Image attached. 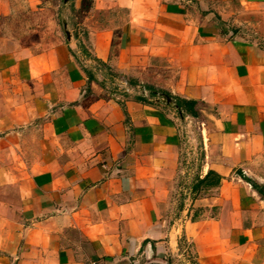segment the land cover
Listing matches in <instances>:
<instances>
[{
	"label": "crops",
	"instance_id": "1",
	"mask_svg": "<svg viewBox=\"0 0 264 264\" xmlns=\"http://www.w3.org/2000/svg\"><path fill=\"white\" fill-rule=\"evenodd\" d=\"M62 5L0 0V264H264V0Z\"/></svg>",
	"mask_w": 264,
	"mask_h": 264
},
{
	"label": "rangeland",
	"instance_id": "2",
	"mask_svg": "<svg viewBox=\"0 0 264 264\" xmlns=\"http://www.w3.org/2000/svg\"><path fill=\"white\" fill-rule=\"evenodd\" d=\"M11 2L14 9L4 18L3 23L5 25L2 28L5 34L11 38H25L27 42H31L37 39L40 34L45 36L50 30L51 24L60 23L63 13L61 10L63 8L62 0H42L38 10L33 9V0H11ZM45 7L46 9H44ZM112 74L122 82L126 79L128 81L137 80L136 77L120 76L118 73ZM191 130L193 137L196 138L197 130L193 126Z\"/></svg>",
	"mask_w": 264,
	"mask_h": 264
},
{
	"label": "trees",
	"instance_id": "3",
	"mask_svg": "<svg viewBox=\"0 0 264 264\" xmlns=\"http://www.w3.org/2000/svg\"><path fill=\"white\" fill-rule=\"evenodd\" d=\"M175 98V101L179 107H181L184 111L189 112L191 114H195L194 110V101L193 100H185L178 96H173ZM243 178L248 181L255 189H257L260 192V187L250 178L243 176Z\"/></svg>",
	"mask_w": 264,
	"mask_h": 264
},
{
	"label": "built area",
	"instance_id": "4",
	"mask_svg": "<svg viewBox=\"0 0 264 264\" xmlns=\"http://www.w3.org/2000/svg\"><path fill=\"white\" fill-rule=\"evenodd\" d=\"M89 264H98L97 261L95 260H92L89 262ZM151 264H170V262L168 261L167 258L163 257L161 259H158V260H155V261H152Z\"/></svg>",
	"mask_w": 264,
	"mask_h": 264
}]
</instances>
